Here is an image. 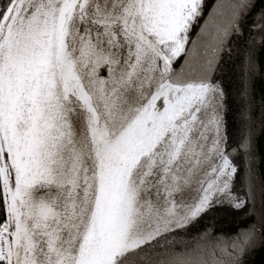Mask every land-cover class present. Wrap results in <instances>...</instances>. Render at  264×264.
I'll return each mask as SVG.
<instances>
[{"label":"snow or ice","instance_id":"1","mask_svg":"<svg viewBox=\"0 0 264 264\" xmlns=\"http://www.w3.org/2000/svg\"><path fill=\"white\" fill-rule=\"evenodd\" d=\"M255 8L0 0V264H246L264 248L248 110L252 52L264 51V13L246 31ZM234 51L233 143L222 76ZM220 209L240 226L217 229Z\"/></svg>","mask_w":264,"mask_h":264},{"label":"water","instance_id":"2","mask_svg":"<svg viewBox=\"0 0 264 264\" xmlns=\"http://www.w3.org/2000/svg\"><path fill=\"white\" fill-rule=\"evenodd\" d=\"M262 13H264V0H256V8L246 22V31L251 27L252 21L258 19ZM233 45L237 51L242 50L244 49V40H234ZM239 63L240 57L234 51L232 57L226 59L225 71L222 76L227 93V125L233 143L239 127L237 115L241 107L238 95L240 90ZM252 63L253 70L248 78V110L252 137L251 165L259 183L264 180V51L258 46L253 49ZM212 215L215 226L219 230L232 231L240 226L241 216L229 209H220ZM209 222L208 219H205L199 227L203 228ZM245 259L246 264H264V248L257 247Z\"/></svg>","mask_w":264,"mask_h":264}]
</instances>
